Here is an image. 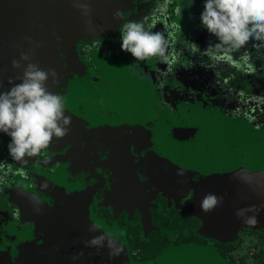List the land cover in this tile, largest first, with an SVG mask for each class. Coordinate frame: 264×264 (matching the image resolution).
I'll return each instance as SVG.
<instances>
[{"label":"flooded vegetation","instance_id":"1","mask_svg":"<svg viewBox=\"0 0 264 264\" xmlns=\"http://www.w3.org/2000/svg\"><path fill=\"white\" fill-rule=\"evenodd\" d=\"M63 1L0 0V91L11 88L10 78L20 83L17 77L29 62L55 69L60 84L53 88L50 78L48 87L65 98V115L71 117L64 138L54 137L43 155L26 158L27 179L14 174L21 165L9 155L11 137L0 133V176L7 173L0 183V264H35L31 261L45 256L31 253L48 242L39 220L51 221L63 198L77 213L89 209L103 231L127 245L123 264H170L162 259L168 250L192 245L215 250L225 264H246L239 254L241 234H256L257 244H264V225L240 226L229 236L207 235L201 232L202 219L187 207L197 196L199 174L212 178V165H221L222 180L205 184L204 191L219 190L222 198L225 188H242L244 170L253 166L242 160L241 143L217 141L264 131L227 104L236 94L224 96L225 102L204 94L196 67L214 62L211 54L194 52L191 45L204 51L205 42L218 43L201 25L204 0H194L193 6L192 0H171L163 14L157 7L163 0H129L127 9L117 11L119 17L111 20L110 13L100 28L84 36L75 32L70 50L61 49L54 65L37 62L31 40L63 36L64 18L53 15V5ZM145 17L146 27L165 34L167 65L157 57L137 64L121 50V25ZM22 52L33 60H21L22 67L15 69L12 60ZM228 76L236 77V85ZM239 80L240 71L232 68L210 82L231 92L240 87ZM218 153L221 159L215 158Z\"/></svg>","mask_w":264,"mask_h":264},{"label":"clouds","instance_id":"2","mask_svg":"<svg viewBox=\"0 0 264 264\" xmlns=\"http://www.w3.org/2000/svg\"><path fill=\"white\" fill-rule=\"evenodd\" d=\"M170 3L171 0H163V3L157 6L158 11L166 13ZM193 4L194 0L190 6ZM77 7L83 10L84 15L90 14L91 10L87 4L80 3ZM116 16L119 17L120 13L117 12ZM147 19L145 17L142 20H130L121 25V50L130 53L137 64L145 62L149 57H157L167 65L168 58L165 53L168 43L165 34L163 31H152L151 27H146ZM200 20L202 27L215 36L218 43L209 42L207 48L201 51L200 47L192 42L194 52L211 54V58L218 62L224 61L227 56L228 62L239 68L244 60L250 59V56L246 55L249 45L254 48L264 47V0H204ZM31 43L36 45L37 42L31 40ZM236 53H240L239 59H233ZM21 60L32 61L33 56L22 52L19 60H12V67L20 69ZM167 71L168 68L162 69V72ZM50 78L52 87L56 88L62 77L58 76L55 69L44 70L38 63L29 62L24 67L22 77H17L20 83H15L10 78L11 88L0 91V133L11 137L8 144L9 155L14 162L21 165L14 174L25 179L28 177L23 167L27 163L26 158L43 155L42 150L50 147L54 137L64 138L71 125V117L65 115V98L60 93L49 90ZM2 87L0 82V88ZM6 176L7 173L0 176V183L5 181ZM222 200L221 197L220 202ZM217 202L216 196L206 195L201 208L207 213ZM246 210L258 213L261 209L252 205ZM243 211L238 210L236 215L240 217ZM256 219L257 216L253 215L244 221L254 224ZM97 228H100V225L91 221L88 230ZM101 233L98 237L84 241L85 247H95L97 254H101V247L98 246H102L106 237L110 241L116 239L119 242L112 233ZM108 248L110 258L119 257L124 252L121 243L115 252L111 250V243ZM82 255L81 252L73 256V260Z\"/></svg>","mask_w":264,"mask_h":264},{"label":"water","instance_id":"3","mask_svg":"<svg viewBox=\"0 0 264 264\" xmlns=\"http://www.w3.org/2000/svg\"><path fill=\"white\" fill-rule=\"evenodd\" d=\"M80 3L88 5L91 10L89 15H84L83 10L77 7ZM107 4V0H64L60 5H53V15L61 14V18H64L61 21L63 36L57 38L53 35L47 38L36 37L35 41L37 43L34 45V49L32 47V50L36 54L37 62L42 61L49 64L53 63L54 65L61 49L62 51H65L67 48L70 50L75 41L73 39L75 32L86 35L87 32L100 28L106 24L107 15L111 13L112 20V15L116 16L119 9H127L129 0H111V3L109 2L111 8L108 11H106ZM82 35L81 38L84 36ZM59 43L60 46H58ZM32 50L30 48V51ZM227 139L217 142L241 143L239 144L240 150L244 152L242 160H244V163L249 162L253 164V166L250 171L244 170V184L242 188H225L226 192L221 188V191L226 193L222 202H220L221 195L219 190L217 193H212L213 196H216L218 202L207 213L201 208V203L207 195L204 191L205 184L211 182V185L214 186L213 182H220L222 180L221 165H212L214 171H212L213 176L211 179L203 172L199 174L200 180L196 188L197 196L187 207L191 209V212L196 217L202 219L204 222L201 232L212 236H219L221 234H228L229 236L234 232L235 228L240 226L260 227L264 225V131H260L255 135H249L246 131H243L238 136L229 135ZM215 158L221 159V154L218 153ZM257 185L258 188L255 192ZM235 200H239L238 203L242 201L240 204H237V208L233 204ZM65 201L66 199L63 198L57 202V206H55L57 213L53 215L54 218L51 221L47 220L44 216L39 220L42 231L44 227L47 230L48 242L39 248V250L31 251V253L42 254L39 256H50L49 259L43 261L45 257L43 256V258L31 262L35 264H123L128 256L126 244L120 242L124 247V252L119 257L110 258L109 256V243L112 244L111 250L113 252L117 251L120 247V243L116 239H111L110 241L106 237L102 242V246H98L101 247V254H97L95 247H85V240L98 237L102 234L101 232H110L109 230L103 231V226L93 219V215L89 209H84V211L77 213L73 210L74 208L72 209L69 205H66ZM252 205H256L261 210L258 213L247 211L246 209ZM238 210H244L243 215L240 217L236 215ZM253 215L257 216L256 223H245L244 219ZM91 221L99 224L100 228L89 231ZM113 236L116 237V235ZM81 252L83 255L79 256V259L73 260V256L79 255ZM26 253L29 254L30 252L27 251ZM162 259L170 264H225L219 261L220 258L215 250L204 252L194 245L170 249L163 255Z\"/></svg>","mask_w":264,"mask_h":264},{"label":"rangeland","instance_id":"4","mask_svg":"<svg viewBox=\"0 0 264 264\" xmlns=\"http://www.w3.org/2000/svg\"><path fill=\"white\" fill-rule=\"evenodd\" d=\"M206 43L207 42H205L203 49L207 48L208 45ZM246 55L250 56V59L244 60L239 68L232 66L228 62L227 56H225L224 61L222 62H218L211 58L214 62L213 67L208 65H205V67L200 64L197 65L196 68L202 72V76L199 79L204 80V83H202L204 94L211 98H219L224 102V96L229 97V94H236L237 99H228L227 104L237 113L238 116L248 119L253 126H264V47L254 48L252 45H249ZM239 58L240 53L234 54L233 59ZM232 68L240 71V87L237 89H231L230 91L232 93L225 90L223 91L220 88H212V82L210 81L213 75ZM204 73H208L206 76L209 77L206 78L207 83L205 81ZM257 108L260 112L255 115L254 109ZM240 240L239 254L243 256V260L246 261V264H257V262L258 264H262L264 262V244H262V242L257 244L259 241L257 235L242 232ZM259 252L261 255L257 257L256 255Z\"/></svg>","mask_w":264,"mask_h":264},{"label":"trees","instance_id":"5","mask_svg":"<svg viewBox=\"0 0 264 264\" xmlns=\"http://www.w3.org/2000/svg\"><path fill=\"white\" fill-rule=\"evenodd\" d=\"M228 78H229V76H228ZM236 81H237L236 77H233V78H229L228 79V82L231 83L230 85H236Z\"/></svg>","mask_w":264,"mask_h":264},{"label":"bare ground","instance_id":"6","mask_svg":"<svg viewBox=\"0 0 264 264\" xmlns=\"http://www.w3.org/2000/svg\"><path fill=\"white\" fill-rule=\"evenodd\" d=\"M242 128H244V126L243 125H240Z\"/></svg>","mask_w":264,"mask_h":264}]
</instances>
